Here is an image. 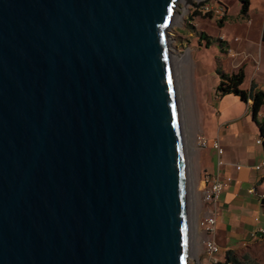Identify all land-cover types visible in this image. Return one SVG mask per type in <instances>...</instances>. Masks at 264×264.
I'll list each match as a JSON object with an SVG mask.
<instances>
[{
  "label": "water",
  "instance_id": "obj_1",
  "mask_svg": "<svg viewBox=\"0 0 264 264\" xmlns=\"http://www.w3.org/2000/svg\"><path fill=\"white\" fill-rule=\"evenodd\" d=\"M180 1L0 0V264H190Z\"/></svg>",
  "mask_w": 264,
  "mask_h": 264
},
{
  "label": "crops",
  "instance_id": "obj_2",
  "mask_svg": "<svg viewBox=\"0 0 264 264\" xmlns=\"http://www.w3.org/2000/svg\"><path fill=\"white\" fill-rule=\"evenodd\" d=\"M261 23L258 30H255V36L252 33L246 34L244 38L238 37L242 42L240 45H235L232 38L225 41L224 45L229 43L230 47L224 46V57L218 56V61L207 65L216 73L213 76L216 92L222 80V73L231 74L241 68L245 73L242 89L249 90L252 84L264 89V23ZM203 36L202 34L201 38L205 39ZM255 62L258 63L257 66L254 65ZM201 68L205 71H200L199 74L209 73L206 62L205 65L201 63ZM248 76L251 82L250 86L246 87ZM198 77V74L194 73L193 84ZM195 91L194 85V94ZM207 93L206 87L201 88V97L198 98L195 94L196 103L207 101ZM215 103L217 113H209L207 107L199 108L197 113V130L204 132L210 141V146L200 149L198 153V168L201 170L199 188L203 190L206 186L203 177L205 170L216 176L232 178L217 202L218 223L214 237L219 244L221 258H227L228 252L231 251L240 260L245 261L248 253L264 252V232L259 230L260 227L264 228V204L250 193L251 188L264 183L261 173L254 169V165L263 159L264 147L256 141L260 137V130L252 119L251 100L245 101L237 94L227 93L219 95ZM259 117L264 119V106ZM247 121H250L252 128L248 126ZM216 139H219L224 149L221 156L212 146ZM238 165L242 167L238 168ZM212 207L211 203H202L198 211L199 217H205ZM260 264L263 263L260 261Z\"/></svg>",
  "mask_w": 264,
  "mask_h": 264
},
{
  "label": "rangeland",
  "instance_id": "obj_3",
  "mask_svg": "<svg viewBox=\"0 0 264 264\" xmlns=\"http://www.w3.org/2000/svg\"><path fill=\"white\" fill-rule=\"evenodd\" d=\"M202 1L205 0L180 1L177 8V17L170 27L172 50L174 56L180 58L178 67L180 68L179 82L182 87L180 92L181 99H183L185 143L186 147L191 150L186 149L189 181L191 183L190 193L193 203L190 264L193 262L194 254L201 247L202 237L201 232L196 227V216L202 204V195L199 188L201 170L198 168L200 149L195 145V135L200 133V130H197V113L201 107L203 109L207 107L209 113H217L215 99L219 97L213 83L214 69H209L207 65L218 61V56L224 57V46L230 47L229 43L228 45H224V43L229 38H232L235 45H240L242 42L238 40V37L244 38L246 34L252 33L255 36V30H258V27L262 24L261 22L264 23V0H251L250 8L246 14L241 11L242 0H206L203 4L197 6ZM205 4H208L210 10L202 7ZM245 28L246 30H242ZM202 34H204L205 39L201 38ZM207 42L211 44H207ZM208 45L210 46L208 47ZM202 62L203 65L206 62L208 74H199L200 71H205L201 68ZM254 65L257 66L258 63L255 62ZM194 73L198 74L197 79L200 80L196 79L193 84ZM250 82L251 78L248 76L245 86L249 87ZM194 85L196 87L195 94L198 98L201 97V88L206 87L209 95L207 101L196 103ZM203 91H205V88ZM245 120L246 118H244ZM247 124L252 128L250 121H247ZM245 261L257 264H260L261 261L264 264V252L262 254L258 251L252 252V254L248 253Z\"/></svg>",
  "mask_w": 264,
  "mask_h": 264
},
{
  "label": "built area",
  "instance_id": "obj_4",
  "mask_svg": "<svg viewBox=\"0 0 264 264\" xmlns=\"http://www.w3.org/2000/svg\"><path fill=\"white\" fill-rule=\"evenodd\" d=\"M206 10H210L208 4H205ZM263 139L259 137L256 141L259 144H262ZM195 145L199 149H205L210 146V141L202 132L195 135ZM212 146L218 151L221 156L224 152V149L219 141L216 139L212 142ZM221 163L222 160L220 159ZM241 165H238V168H241ZM254 169L259 171L264 179V156L263 159L254 165ZM204 180L206 186L201 190V201L202 203H211L213 205L210 208V213L206 214L205 217L201 218L197 214L196 216V227L202 234L201 237V247L196 251L193 257V262L191 264H235L233 260L227 258H221L219 255L220 247L217 241L215 240V234L217 231L218 223V199L220 194L227 188L230 184L232 178L230 176H216L211 172L205 170ZM250 193L256 197L258 200H264V183L257 185L250 189ZM260 231L264 232V228L260 227Z\"/></svg>",
  "mask_w": 264,
  "mask_h": 264
},
{
  "label": "trees",
  "instance_id": "obj_5",
  "mask_svg": "<svg viewBox=\"0 0 264 264\" xmlns=\"http://www.w3.org/2000/svg\"><path fill=\"white\" fill-rule=\"evenodd\" d=\"M251 0H242L241 11L243 14H246L250 8ZM204 35V34H203ZM264 41V28L263 36ZM245 79V73L243 69H239L237 72L231 74L222 73V80L217 87V94L223 95L227 93H234L241 97L242 100L248 101L251 100V112L252 119L258 126L260 130V137L263 139L262 144L264 147V119L259 117L260 110L264 106V90L257 88L254 84L251 85L249 90H244L241 88ZM264 204V200L262 201ZM228 258L233 260L235 264H257V263H248L243 260H240L234 253L231 251L228 252Z\"/></svg>",
  "mask_w": 264,
  "mask_h": 264
},
{
  "label": "bare ground",
  "instance_id": "obj_6",
  "mask_svg": "<svg viewBox=\"0 0 264 264\" xmlns=\"http://www.w3.org/2000/svg\"><path fill=\"white\" fill-rule=\"evenodd\" d=\"M176 17H177V15H176ZM176 17H175V19H176ZM173 59H174V63H175V68H176V74H177V79H178V84H179V91L182 89V87H181V85H180V82H179V80H180V75H179V62H180V58L177 56H174V53H173ZM180 93V99L182 98V96H181V92H179ZM182 100L183 99H181V103H182ZM182 112H183V106H182ZM185 130V129H184ZM186 149H188L187 147H186ZM188 151H191L190 149H188ZM187 151V152H188ZM189 153V152H188ZM190 185H191V183H190V181H189V187H190ZM191 191H190V188H189V195H188V197H189V216H190V234H191V232H192V224H193V206H192V200H191V193H190ZM190 246H191V244H190Z\"/></svg>",
  "mask_w": 264,
  "mask_h": 264
}]
</instances>
